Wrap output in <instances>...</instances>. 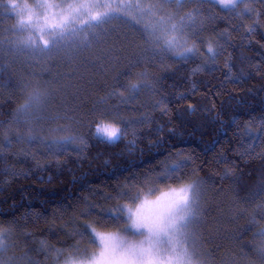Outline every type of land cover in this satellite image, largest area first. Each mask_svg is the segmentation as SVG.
Masks as SVG:
<instances>
[{"label": "trees", "instance_id": "1", "mask_svg": "<svg viewBox=\"0 0 264 264\" xmlns=\"http://www.w3.org/2000/svg\"><path fill=\"white\" fill-rule=\"evenodd\" d=\"M256 7L262 15L251 34L245 30L254 23L251 19H217L206 25L205 41L226 29L231 33L224 53L211 68L193 75L192 69L202 63L199 59L142 63L135 72L147 68L150 78L157 81L158 91L144 92L130 104H120L118 98H113L99 111L93 106L112 90L109 86L115 83L116 73L105 75L98 66L92 68L85 63L84 57L95 61L100 49L111 46L122 51L117 66L122 69L127 59L144 46L134 28L119 22L106 26L105 42L85 50L71 62L57 58L46 63H25L23 57L16 58L6 50L0 55V122L4 123L0 142L6 135L12 140L0 153V226L13 229L16 247L9 250L10 256L27 251L43 264H52L44 253L33 251L39 248V241L57 248L77 242L80 247L88 246L86 239L77 241L68 236L74 228L69 222L76 215L73 209L82 210L86 200L112 207L117 201L106 198L128 190L122 186L139 185L145 176H155L161 161L187 157L191 159L183 170L185 182L206 181L207 209L202 229L210 241L206 247L223 244L218 257H224L231 247L239 252L240 245H246L243 250L247 252L259 242L256 233L264 228V209L257 205L264 204V197L254 194L264 182V146L251 156L238 154L243 151L246 133L255 131L264 118V6ZM14 23L15 19L0 10V39L11 35L4 30ZM230 23L245 27L236 31ZM8 47L4 45V49ZM226 63L231 65L233 76L243 73L238 82L226 79ZM28 81H53L57 91L53 92L54 103L49 104L48 111L55 114L74 110L73 132L84 137L83 144L77 141L63 152L49 151L48 144L55 135L51 129L56 124L36 128L40 139L33 143L16 141V132H29L28 127L14 124L13 132H9V122L26 98L23 85ZM161 98L167 105L166 112L153 107ZM189 105L194 106V112L189 111ZM104 109H108L107 119L128 128V134L117 142L102 141L90 131ZM146 116L148 120L139 123ZM226 170L229 175L222 179ZM239 209L247 211L237 216ZM253 216L256 223H252ZM248 228L251 230L245 232ZM228 234L242 235L243 239L236 245L225 238Z\"/></svg>", "mask_w": 264, "mask_h": 264}, {"label": "snow or ice", "instance_id": "2", "mask_svg": "<svg viewBox=\"0 0 264 264\" xmlns=\"http://www.w3.org/2000/svg\"><path fill=\"white\" fill-rule=\"evenodd\" d=\"M257 5L264 6V0H0L2 13L15 19V23L4 30L11 35L0 39V55L6 50L16 58L23 57L25 63L57 58L71 62L85 50L105 42L106 26L119 22L134 28L140 33L144 46L127 59L122 69H117L122 51L111 46L100 49L95 61L84 57L85 63L92 68L98 66L101 73H116L115 83L109 86L112 90L99 97L93 106L94 111H99L113 98H118L120 104H130L144 92L155 94L158 91L157 81L150 78L147 68L135 72L142 63L159 60L163 64L166 59L188 63L199 59L202 63L192 69L193 75L205 67L211 68L224 53L231 33L226 29L205 41L206 25L217 19L229 22L251 19L254 23L245 29L251 34L262 15ZM230 27L239 31L245 26L230 23ZM5 44L9 46L7 49H4ZM225 67L228 69L226 79L238 82L242 78L243 73L233 76L230 64L226 63ZM0 70H3L2 64ZM23 90L26 98L15 110L9 132H13V124L26 126L29 132L27 135L16 132L17 142L33 143L40 139L34 131L36 128L56 124L57 127L51 129L55 135L48 144L49 151L63 152L77 141L84 143V137L73 132L74 110L55 114L48 111L53 92L57 91L53 81H28ZM153 107L167 111L164 98L156 100ZM189 111L194 112V106L189 105ZM107 113L108 109H104L93 121L90 131L102 141L114 143L128 134V128L107 119ZM61 120L67 123H59ZM147 120L146 116L139 123ZM0 128H4L3 122ZM246 136V142L241 145L243 151L238 153L241 156H251L264 146V118L255 131L249 130ZM11 143L6 135L0 142V153L3 145ZM190 159L161 161L155 176H145L139 185L126 184L122 187L127 191L107 197V200L117 201L112 207L86 200L82 210L73 209L76 215L69 222L74 228L68 236L77 241L86 239L88 246L80 247L77 242L57 248L41 240L39 248L33 251L37 255L44 253L52 264H264V228L256 233L259 242L247 252L243 250L246 245H240L239 252L231 247L224 257H218L223 244L206 247L210 243L202 230L207 209L206 181L185 182L183 170ZM228 175L226 170L222 179ZM254 196L264 197V182ZM121 200L125 202L120 203ZM257 207L264 209V204ZM246 211L239 209L237 216ZM252 223H256L255 216ZM225 238L239 245L243 236L228 234ZM15 247L13 229L0 226V264H43L27 251L19 256L8 255Z\"/></svg>", "mask_w": 264, "mask_h": 264}, {"label": "rangeland", "instance_id": "3", "mask_svg": "<svg viewBox=\"0 0 264 264\" xmlns=\"http://www.w3.org/2000/svg\"><path fill=\"white\" fill-rule=\"evenodd\" d=\"M38 62L46 63L47 61L41 59V60H38ZM51 103H54V99H52V98H51V102H50V104H51ZM8 255H9V252H8Z\"/></svg>", "mask_w": 264, "mask_h": 264}]
</instances>
